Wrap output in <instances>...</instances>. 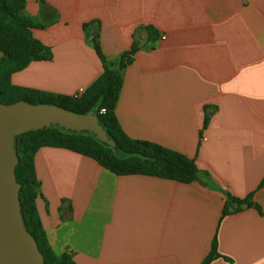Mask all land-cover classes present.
<instances>
[{
    "label": "crops",
    "instance_id": "crops-1",
    "mask_svg": "<svg viewBox=\"0 0 264 264\" xmlns=\"http://www.w3.org/2000/svg\"><path fill=\"white\" fill-rule=\"evenodd\" d=\"M23 14L52 58L11 74V85L73 96L102 72L84 24L96 22L108 59L135 37L118 123L198 168L188 184L117 176L69 150L39 148L36 207L52 251L76 264H201L216 234L222 257L209 264H264V0H25ZM227 195H250L253 206L221 218Z\"/></svg>",
    "mask_w": 264,
    "mask_h": 264
},
{
    "label": "trees",
    "instance_id": "trees-1",
    "mask_svg": "<svg viewBox=\"0 0 264 264\" xmlns=\"http://www.w3.org/2000/svg\"><path fill=\"white\" fill-rule=\"evenodd\" d=\"M24 5L25 0H0V51L3 52L0 58V102L10 104L22 100L32 104L55 105L77 114L93 112L107 139L113 143H103L89 131L65 130L56 125L15 137L18 159L15 176L20 184L23 223L43 256V264H76L70 253L52 251L38 216L36 198L39 196L40 184L34 173V156L39 148L69 150L93 159L117 176L147 175L188 184L198 180V168L194 159L176 151L128 137L118 123L115 107L122 87V70L133 62L134 54L141 48L135 37L127 51L116 59H108L99 48L96 22L83 25L86 35H91L93 50L101 63L102 72L77 98L11 85V74L23 70L31 62L50 61L52 58L50 48L31 35L30 30L34 25L24 16ZM141 28L147 34V41L156 39L158 32L152 26ZM207 122L208 117L205 116L203 127ZM259 186H264V178ZM250 198V195L243 199L227 195L221 218L232 210L253 206ZM220 257L215 234L201 264H209Z\"/></svg>",
    "mask_w": 264,
    "mask_h": 264
},
{
    "label": "water",
    "instance_id": "water-1",
    "mask_svg": "<svg viewBox=\"0 0 264 264\" xmlns=\"http://www.w3.org/2000/svg\"><path fill=\"white\" fill-rule=\"evenodd\" d=\"M51 125L77 132L89 131L97 140L113 145L93 112L77 114L55 105L22 100L10 104L0 102V264H43V256L20 212L15 137Z\"/></svg>",
    "mask_w": 264,
    "mask_h": 264
},
{
    "label": "built area",
    "instance_id": "built-area-1",
    "mask_svg": "<svg viewBox=\"0 0 264 264\" xmlns=\"http://www.w3.org/2000/svg\"><path fill=\"white\" fill-rule=\"evenodd\" d=\"M85 89H78V91L73 95L74 98L81 96L84 93ZM104 111V110H102Z\"/></svg>",
    "mask_w": 264,
    "mask_h": 264
}]
</instances>
